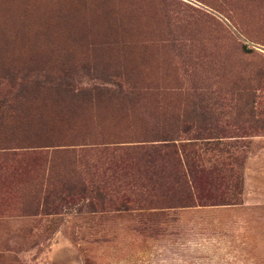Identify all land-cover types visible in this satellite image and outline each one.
I'll return each instance as SVG.
<instances>
[{"label": "rangeland", "instance_id": "1", "mask_svg": "<svg viewBox=\"0 0 264 264\" xmlns=\"http://www.w3.org/2000/svg\"><path fill=\"white\" fill-rule=\"evenodd\" d=\"M0 103V264H264V0H0Z\"/></svg>", "mask_w": 264, "mask_h": 264}, {"label": "trees", "instance_id": "2", "mask_svg": "<svg viewBox=\"0 0 264 264\" xmlns=\"http://www.w3.org/2000/svg\"><path fill=\"white\" fill-rule=\"evenodd\" d=\"M23 84H20L19 87L17 88L18 90L20 88H22ZM2 105L0 103V116H4V111L1 110ZM204 120H208L207 117L202 116ZM214 129H210V128H200L198 131L200 132H207L210 133L212 132ZM196 131V130H194ZM163 134V133H162ZM199 134V133H198ZM162 139H158L157 141H161L163 142V144L161 145H166L164 146V148H170V141L171 139L168 138V135H164V137H161ZM214 145V144H213ZM220 144H216L214 147L212 146V149L210 151H217L218 152V157L214 160H205V159H201L199 157H196L194 159H192L190 162L186 161V165L187 166V172H188V180L190 182V184L193 186V189L195 190H200V184L199 181H201L204 178V174H218V173H222V171H228L229 172V181H231L233 183H231V190L233 192L232 197L229 198L228 204H234L232 203L233 201H235L234 199L236 198L235 196L237 194H239V192H237V189L239 188L240 185V176H234L233 175V170H232V163L234 162L235 158L232 157H222L221 155L224 154L225 152L223 151L224 149H218L217 150V146ZM156 151V152H155ZM155 153H158L157 150H154ZM183 164L182 161L178 160L177 165H181ZM193 171V172H192ZM198 171V172H197ZM207 177V176H205ZM236 181V183H235ZM94 192V191H92ZM96 196L98 199H100V202L102 204H106V202H110L111 200L108 199V196L101 190L97 189V191L95 192ZM187 198V197H185ZM191 198V197H189ZM205 198V197H203ZM211 205H219L217 202H214V204Z\"/></svg>", "mask_w": 264, "mask_h": 264}]
</instances>
